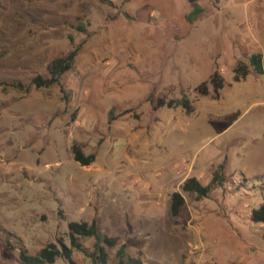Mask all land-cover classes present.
Segmentation results:
<instances>
[{
    "label": "rangeland",
    "instance_id": "1",
    "mask_svg": "<svg viewBox=\"0 0 264 264\" xmlns=\"http://www.w3.org/2000/svg\"><path fill=\"white\" fill-rule=\"evenodd\" d=\"M263 21L264 0H0V264L70 245L69 222L93 220L115 241L108 264L122 245L144 264H264L250 219L264 204V77L250 65ZM72 51L58 84H32ZM239 63L250 73L235 82ZM215 70L223 89L200 96ZM183 96L193 113L151 102ZM220 164L206 198L181 191ZM81 242L74 262L94 264L95 239Z\"/></svg>",
    "mask_w": 264,
    "mask_h": 264
},
{
    "label": "trees",
    "instance_id": "2",
    "mask_svg": "<svg viewBox=\"0 0 264 264\" xmlns=\"http://www.w3.org/2000/svg\"><path fill=\"white\" fill-rule=\"evenodd\" d=\"M196 0H190L194 3ZM202 10L196 6L194 11L188 15V20L193 21ZM76 51H72L67 56L54 60L48 67L49 77L45 78L41 75H37L32 79V84L37 88L51 87L59 83L60 77L72 69ZM250 65L258 74H263L262 56L260 54H254L250 58ZM250 73L249 66L244 63H239L234 68L233 79L235 82H241L245 80ZM225 80L223 76L215 70L208 81L203 82L196 88V92L200 96H208L211 92L218 94L223 89ZM10 86L17 87L19 89H25L23 84L17 85L10 84ZM64 91V90H63ZM64 99H68L65 96ZM153 108L155 110L167 107V108H182L188 114L194 112V105L190 98L183 96L178 99L166 100L164 98H158L156 100L151 99ZM73 158L81 166H89L94 163L96 159L95 154L85 155L82 149L74 145L72 147ZM224 164H220L217 170L213 173L212 182L209 185H203L201 181L195 177L187 179L181 186V191L185 193H193L197 199L206 198L213 184L221 185L224 181ZM182 192L176 191L171 196V214L173 217H178L185 205V197ZM251 221L263 226L262 235L264 239V204L255 208L251 212ZM69 228V242H66L61 238L56 242H50L44 246L37 254H30L26 249L21 248L19 252L20 260L24 264H56L58 259H64L70 264H76L73 260L74 250L87 252L84 244L81 242L83 238H94V253L91 255L94 264H108L107 247H114L115 241L107 234L101 232L98 227V222L93 220L91 223L86 221H71L68 224ZM116 257L118 262L116 264H144L140 259L130 257L126 253V245H122L116 251Z\"/></svg>",
    "mask_w": 264,
    "mask_h": 264
},
{
    "label": "crops",
    "instance_id": "3",
    "mask_svg": "<svg viewBox=\"0 0 264 264\" xmlns=\"http://www.w3.org/2000/svg\"><path fill=\"white\" fill-rule=\"evenodd\" d=\"M260 30L262 29L264 31V21L260 24ZM264 33V32H261ZM259 49H260V55L262 56V64H263V70H264V39H262L263 34H259ZM261 77H264V71L263 74H260ZM260 86L264 89V81L260 83ZM251 219V218H250ZM254 223V222H253Z\"/></svg>",
    "mask_w": 264,
    "mask_h": 264
}]
</instances>
